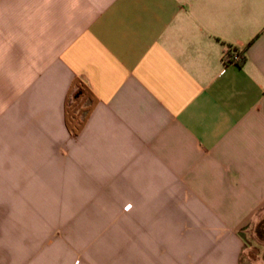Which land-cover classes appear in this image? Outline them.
Instances as JSON below:
<instances>
[{
  "label": "crops",
  "instance_id": "crops-1",
  "mask_svg": "<svg viewBox=\"0 0 264 264\" xmlns=\"http://www.w3.org/2000/svg\"><path fill=\"white\" fill-rule=\"evenodd\" d=\"M46 208L119 211L73 264H241L264 218V0H0V211ZM1 216L0 264H70Z\"/></svg>",
  "mask_w": 264,
  "mask_h": 264
},
{
  "label": "rangeland",
  "instance_id": "rangeland-1",
  "mask_svg": "<svg viewBox=\"0 0 264 264\" xmlns=\"http://www.w3.org/2000/svg\"><path fill=\"white\" fill-rule=\"evenodd\" d=\"M50 196H56V194ZM61 196L66 197L68 195ZM78 197L77 202L79 206H85L86 195L79 194ZM63 201L67 202L65 199ZM19 212L21 211H0L1 217L4 219L12 218V215L15 214L14 220L16 221L13 222L10 219L9 224H6L4 228L12 234L21 235L24 233L25 235H29L30 240H32L33 236H40L39 239L58 245L63 255L66 258L69 256L68 260L70 259V264H73L77 255L87 257L88 240L92 235L104 233L118 234L123 232L117 224V218L119 217V211L117 210L89 211L87 209L76 210L75 208L63 210L51 208L28 209L24 211L26 220L24 224H22L21 218H19ZM254 228L252 227L249 230L248 237H252ZM71 236L76 241L70 242L68 239ZM251 239L248 248L242 256L241 264H264V249L256 245L254 237ZM26 244H29L31 249H33L35 243L27 241Z\"/></svg>",
  "mask_w": 264,
  "mask_h": 264
},
{
  "label": "trees",
  "instance_id": "trees-1",
  "mask_svg": "<svg viewBox=\"0 0 264 264\" xmlns=\"http://www.w3.org/2000/svg\"><path fill=\"white\" fill-rule=\"evenodd\" d=\"M240 62H243V59H240ZM86 100L89 101L88 105L85 104ZM93 104V99L88 97L82 85L77 87L71 99L66 100L64 104V123L71 135L79 134L88 114L92 110ZM253 233L256 245L262 247L264 245V218L258 221Z\"/></svg>",
  "mask_w": 264,
  "mask_h": 264
},
{
  "label": "built area",
  "instance_id": "built-area-1",
  "mask_svg": "<svg viewBox=\"0 0 264 264\" xmlns=\"http://www.w3.org/2000/svg\"><path fill=\"white\" fill-rule=\"evenodd\" d=\"M240 60V57L237 54L230 53V49H226L224 52V61L231 62V63H238Z\"/></svg>",
  "mask_w": 264,
  "mask_h": 264
}]
</instances>
